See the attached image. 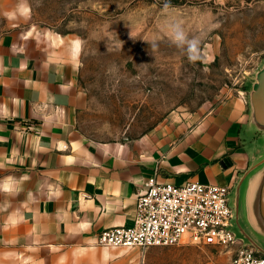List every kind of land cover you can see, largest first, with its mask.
<instances>
[{
    "label": "crops",
    "instance_id": "1",
    "mask_svg": "<svg viewBox=\"0 0 264 264\" xmlns=\"http://www.w3.org/2000/svg\"><path fill=\"white\" fill-rule=\"evenodd\" d=\"M84 102L74 61L22 32L0 34V182L28 177L0 191V264H126L123 247L94 242L132 225L146 177L230 188L247 165L243 83L172 142L93 140L77 125Z\"/></svg>",
    "mask_w": 264,
    "mask_h": 264
},
{
    "label": "rangeland",
    "instance_id": "2",
    "mask_svg": "<svg viewBox=\"0 0 264 264\" xmlns=\"http://www.w3.org/2000/svg\"><path fill=\"white\" fill-rule=\"evenodd\" d=\"M21 2L0 3V34L22 32L76 63L77 125L93 140L172 142L264 58V0H27L30 16L9 18ZM238 246L120 250L126 264H228Z\"/></svg>",
    "mask_w": 264,
    "mask_h": 264
},
{
    "label": "built area",
    "instance_id": "3",
    "mask_svg": "<svg viewBox=\"0 0 264 264\" xmlns=\"http://www.w3.org/2000/svg\"><path fill=\"white\" fill-rule=\"evenodd\" d=\"M228 185L161 182L156 172L145 178L135 199L131 226L99 231L100 246L144 249L181 244L230 246L238 244L228 264H264V255L242 244L229 230L232 209Z\"/></svg>",
    "mask_w": 264,
    "mask_h": 264
},
{
    "label": "water",
    "instance_id": "4",
    "mask_svg": "<svg viewBox=\"0 0 264 264\" xmlns=\"http://www.w3.org/2000/svg\"><path fill=\"white\" fill-rule=\"evenodd\" d=\"M243 88L247 112L239 135L249 159L229 188V230L235 239L264 255V58L245 75Z\"/></svg>",
    "mask_w": 264,
    "mask_h": 264
},
{
    "label": "clouds",
    "instance_id": "5",
    "mask_svg": "<svg viewBox=\"0 0 264 264\" xmlns=\"http://www.w3.org/2000/svg\"><path fill=\"white\" fill-rule=\"evenodd\" d=\"M17 12H19V14L24 17L30 16L31 7L29 6L27 0H22V2L18 5L16 11L6 13V15L9 18H15ZM171 29L174 33L175 40L182 41L183 34H182V30L179 29V26L172 25ZM153 48H155V44H153ZM27 179H28L27 176H22L19 181H17L14 177H6L3 182H0V191L11 193L13 190H18V189H15L14 186Z\"/></svg>",
    "mask_w": 264,
    "mask_h": 264
}]
</instances>
